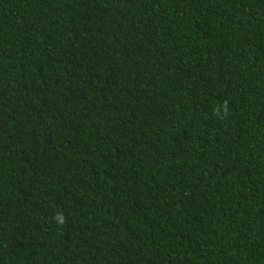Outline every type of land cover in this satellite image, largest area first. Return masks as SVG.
<instances>
[{"label":"trees","instance_id":"1","mask_svg":"<svg viewBox=\"0 0 264 264\" xmlns=\"http://www.w3.org/2000/svg\"><path fill=\"white\" fill-rule=\"evenodd\" d=\"M0 264H264V0H0Z\"/></svg>","mask_w":264,"mask_h":264},{"label":"clouds","instance_id":"2","mask_svg":"<svg viewBox=\"0 0 264 264\" xmlns=\"http://www.w3.org/2000/svg\"><path fill=\"white\" fill-rule=\"evenodd\" d=\"M55 219L57 220L58 223H64V217L62 215H57L55 217Z\"/></svg>","mask_w":264,"mask_h":264}]
</instances>
